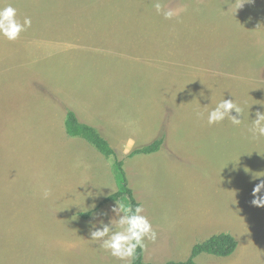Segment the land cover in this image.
<instances>
[{"label":"rangeland","instance_id":"374dc122","mask_svg":"<svg viewBox=\"0 0 264 264\" xmlns=\"http://www.w3.org/2000/svg\"><path fill=\"white\" fill-rule=\"evenodd\" d=\"M154 2L0 0L32 20L0 37V264H125L90 240L125 203L95 211L119 189L114 160L67 133L69 109L123 160L158 234L146 262L186 261L225 232L235 252L196 264H264V207L251 203L264 137L249 132L264 111V0H160L171 20ZM223 99L241 125L207 123ZM162 136L160 151L127 156Z\"/></svg>","mask_w":264,"mask_h":264},{"label":"clouds","instance_id":"9594fccd","mask_svg":"<svg viewBox=\"0 0 264 264\" xmlns=\"http://www.w3.org/2000/svg\"><path fill=\"white\" fill-rule=\"evenodd\" d=\"M153 6L156 12L162 14L166 20H171L176 15L173 10L166 9L160 0H155ZM31 26V18L24 17L21 20L17 9L11 4L0 7V37L15 41ZM233 111L237 115H233ZM196 115L197 118L202 116L199 112ZM240 115L244 118H238ZM226 119L234 126L241 125L245 119L243 108L235 100L223 99L216 103L215 107L207 114V123L210 126L221 123ZM249 132L253 138L264 137V111L257 110L255 112V118L252 119ZM258 173L253 174V180L264 177V175H258ZM262 190H264V179H260V182L253 188L252 196L254 199L251 201L253 206L264 207V196L260 195ZM49 194L48 190H45L43 192L44 198H47ZM111 212L115 216L114 219H110L107 223L103 219H99L98 226L96 223L92 224L90 240L96 241L99 248L119 261L129 264L131 260L135 259L138 249H146V242L155 243L157 241L158 234L148 217L143 215L144 206L142 204L138 203L132 206L117 202L112 207Z\"/></svg>","mask_w":264,"mask_h":264},{"label":"trees","instance_id":"16d2710c","mask_svg":"<svg viewBox=\"0 0 264 264\" xmlns=\"http://www.w3.org/2000/svg\"><path fill=\"white\" fill-rule=\"evenodd\" d=\"M67 117L65 118V128L67 133L71 137H81L86 139L92 145H94L103 155L107 158L111 157L114 160L115 178L118 183L119 189L105 197L95 211L104 204L110 202L125 201V204L135 206L138 204L134 196L133 190L129 187L126 172L124 170L123 160L118 159L116 151L112 147L109 139L104 135L97 127L89 125L80 121L76 113L72 110H67ZM164 137H160L153 142L133 149L127 156L130 158L138 154H151L161 150V146L164 144ZM92 212V211H91ZM91 213L83 214V216H89ZM238 247V241L229 233H219L210 236L202 242L196 243L193 246L190 257L186 261H169L165 264H196L195 258L202 253L211 254L218 257H227L232 255ZM131 264H153L146 262L144 259V249H138L135 259L131 260Z\"/></svg>","mask_w":264,"mask_h":264},{"label":"crops","instance_id":"0c3cea01","mask_svg":"<svg viewBox=\"0 0 264 264\" xmlns=\"http://www.w3.org/2000/svg\"><path fill=\"white\" fill-rule=\"evenodd\" d=\"M104 132V131H103ZM107 138H109L108 136H107ZM84 140H86V139H84ZM87 141V140H86ZM88 142V141H87ZM90 143V142H89ZM91 144V143H90ZM92 145V144H91ZM92 146H94V145H92ZM95 147V146H94ZM96 148V147H95ZM97 149V148H96ZM98 150V149H97ZM99 151V150H98Z\"/></svg>","mask_w":264,"mask_h":264}]
</instances>
